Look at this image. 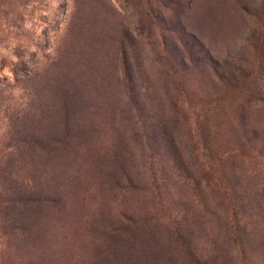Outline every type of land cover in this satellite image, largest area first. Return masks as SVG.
I'll return each mask as SVG.
<instances>
[{"label": "rangeland", "instance_id": "rangeland-1", "mask_svg": "<svg viewBox=\"0 0 264 264\" xmlns=\"http://www.w3.org/2000/svg\"><path fill=\"white\" fill-rule=\"evenodd\" d=\"M0 176V264H264V0H0Z\"/></svg>", "mask_w": 264, "mask_h": 264}, {"label": "trees", "instance_id": "trees-1", "mask_svg": "<svg viewBox=\"0 0 264 264\" xmlns=\"http://www.w3.org/2000/svg\"><path fill=\"white\" fill-rule=\"evenodd\" d=\"M0 183H3V185H5L7 183V180L3 179L1 176H0ZM11 214V212H1L0 214V217L2 216V219H4L2 222H5L7 220L10 221L9 219V215ZM12 226V225H11ZM17 229V228H16ZM3 234L5 236H8L10 235V231L8 229H5L3 231ZM14 235H16V233H14ZM12 245L10 244H7V247H6V250L5 252H3V255L1 254V264H21L20 262L17 263L13 258H12V254H11V248Z\"/></svg>", "mask_w": 264, "mask_h": 264}]
</instances>
